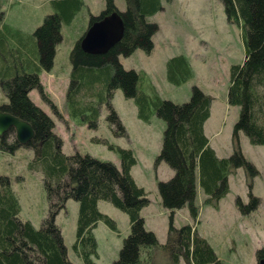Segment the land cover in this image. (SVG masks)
<instances>
[{
	"label": "trees",
	"instance_id": "trees-1",
	"mask_svg": "<svg viewBox=\"0 0 264 264\" xmlns=\"http://www.w3.org/2000/svg\"><path fill=\"white\" fill-rule=\"evenodd\" d=\"M221 1L227 21L240 26L244 45L243 61L229 66L226 100L229 105L239 106V112L231 132L233 152L228 156H218L204 133L211 95L196 85H192L189 99L182 103L163 99L155 91L151 96L146 95L136 88L138 73L123 68L118 61L119 55H128L136 47L150 51L151 36L158 26L147 17L161 9L160 0H125L122 11L113 0H105V8L97 15L91 14L88 25L116 11L124 24L121 39L104 53H87L80 47V37L69 54L72 69L65 101L70 117L88 111L90 119L86 122L95 128L100 104L111 97L114 88L120 87L126 97L133 98L141 119L148 120L153 111L165 121L161 148L154 160V166L164 162L173 170L167 180H157L161 204L170 212L164 242L144 228L140 211L149 199L130 172L136 163L133 151L103 137L92 138L118 154L120 167L88 153L62 152V138L54 132L53 120L28 96L31 89L43 92L38 74L40 69L52 65L54 46L62 38L60 22L70 21L83 1L51 0L55 12L44 16L28 42L0 32V85L6 98L0 108L28 121L34 129V136L24 145L17 143L14 130L9 129L0 136V150L13 153L24 147L32 151L27 168L41 171L48 204V212L38 227L22 220L10 179L0 173V264H76L68 257L55 222L70 198L77 202L72 248L83 264H96L93 229L97 222L102 221L114 231L118 229L115 220L99 210L100 200L123 211L129 221V233L114 264H147L152 258L150 248L154 246L163 252L169 264H179L180 259L186 264H225L194 224L178 227L173 224L174 210L185 205L192 219H196L197 186L205 195L203 204L217 207L218 200L229 189L228 175L238 167L243 168L246 176L249 201L243 204L237 196L236 207L245 206L249 211L259 203V198L251 192L252 179L258 170L242 154L238 134L242 132L252 144H264V0ZM165 68L166 79L173 84L193 76L192 66L182 53L169 57ZM109 108L108 118L118 126L116 134H124L119 117ZM56 115L60 116L59 112ZM261 251H257L258 256H264Z\"/></svg>",
	"mask_w": 264,
	"mask_h": 264
},
{
	"label": "rangeland",
	"instance_id": "rangeland-1",
	"mask_svg": "<svg viewBox=\"0 0 264 264\" xmlns=\"http://www.w3.org/2000/svg\"><path fill=\"white\" fill-rule=\"evenodd\" d=\"M82 1L70 21L60 22L62 38L54 46L52 65L39 74L43 92L32 89L29 97L53 120V130L62 138V152L88 153L120 167L118 154L92 138L103 137L133 151L136 163L131 168L132 173L150 200L149 205L140 211L144 228L152 231L159 242H164L170 212L161 204L157 180H167L173 172L164 162L154 166V160L161 148L165 121L153 111L148 120L141 119L133 98L126 97L120 87L114 88L111 97L100 104L95 128L89 127L86 122L90 119L88 111L71 117L68 114L65 98L72 69L70 51L85 32L90 15H97L105 8V0ZM113 1L116 6L125 9V0ZM160 2L162 8L154 16L147 17L148 21L158 26L151 36L153 46L150 51L136 47L128 55H119L118 61L123 68L138 73L136 88L146 95L151 96L155 91L163 99L182 103L189 99L192 85L211 95L212 112L206 133L219 156H228L233 152L231 132L239 106L227 104L226 93L230 64L241 63L244 58L240 26L227 21L221 0ZM53 12L55 8L51 0H0V32L28 42L44 16ZM179 53L188 58L193 76L185 82L173 84L166 79L165 62ZM3 101L6 98L0 85V103ZM109 106L119 117L124 134H116L119 130L116 122L108 118ZM56 111L60 116L56 115ZM238 143L244 157L258 170V175L252 179L251 189L252 194L259 198L258 206L249 211L245 206L236 207L237 196L243 204L249 201L246 176L243 168L238 167L228 176L229 189L219 200L217 209L202 203L204 194L197 187L194 198L199 209L197 221L190 217L185 205L174 211L173 224L178 227L194 222L198 233L225 264H262L260 260H264V256H258L256 251L262 250L264 254V144L250 143L242 132L238 134ZM31 157L32 151L24 147L13 153L0 150V173L8 175L17 195L19 217L38 227L48 212V204L41 171L27 168ZM98 208L115 220L118 229L114 231L102 221L97 222L93 229L98 255L95 261L96 264H114L122 241L129 233L128 217L105 200L98 202ZM76 217L77 202L70 198L56 215L55 222L60 228L68 257L76 264H83L72 248ZM150 251L152 258H147V264H169L159 248L154 246ZM179 264L186 263L180 259Z\"/></svg>",
	"mask_w": 264,
	"mask_h": 264
},
{
	"label": "water",
	"instance_id": "water-1",
	"mask_svg": "<svg viewBox=\"0 0 264 264\" xmlns=\"http://www.w3.org/2000/svg\"><path fill=\"white\" fill-rule=\"evenodd\" d=\"M123 30L122 17L113 11L88 25L80 38V47L87 53H104L121 39ZM9 129L14 130L15 140L19 144H26L34 136V129L28 121L0 109V136Z\"/></svg>",
	"mask_w": 264,
	"mask_h": 264
},
{
	"label": "crops",
	"instance_id": "crops-1",
	"mask_svg": "<svg viewBox=\"0 0 264 264\" xmlns=\"http://www.w3.org/2000/svg\"><path fill=\"white\" fill-rule=\"evenodd\" d=\"M119 10H123V8H120L119 6H116ZM156 14V13H155ZM154 14V15H155ZM154 15H152V16H154ZM151 17V16H150ZM211 112H212V103H211V107H210V115H209V117L206 119V121L204 122V132H205V134H206V136L208 137V135H207V133H206V126H207V123H208V120H209V118H210V116H211ZM208 139H209V143H210V145H211V142H210V138L208 137ZM212 146V145H211ZM212 148L215 150V152H216V154L219 156V154H218V152H217V150L215 149V147L214 146H212Z\"/></svg>",
	"mask_w": 264,
	"mask_h": 264
}]
</instances>
